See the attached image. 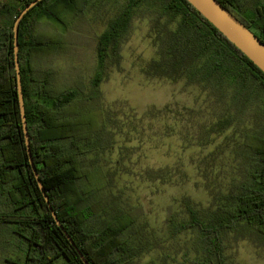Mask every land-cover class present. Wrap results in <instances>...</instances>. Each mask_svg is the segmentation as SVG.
I'll return each mask as SVG.
<instances>
[{
  "label": "trees",
  "instance_id": "obj_1",
  "mask_svg": "<svg viewBox=\"0 0 264 264\" xmlns=\"http://www.w3.org/2000/svg\"><path fill=\"white\" fill-rule=\"evenodd\" d=\"M32 1L0 0V229L8 233L0 244L18 252L17 259H6L8 264H84L54 221L27 154L13 27ZM219 1L264 41V1L251 7L246 0ZM110 2L118 12L98 37L95 89L109 67L119 65L133 19L140 14L156 33L157 56L144 68L147 76L199 86L219 108L215 125L221 130L250 117L258 121L242 133L237 170L228 188L216 192L208 207L186 199L187 217L168 218L173 237L193 235L196 256L190 262L229 264V238L248 236L264 244V72L188 0H43L24 16L19 63L26 121L32 157L50 202L91 264H133L148 251L143 240L130 235L138 213L102 215L95 208L104 174L85 162L106 126L98 94H85L78 87L60 90L52 83V70L37 65L65 46L59 36L38 33L40 21L69 28L90 4ZM145 264L159 263L151 259Z\"/></svg>",
  "mask_w": 264,
  "mask_h": 264
},
{
  "label": "rangeland",
  "instance_id": "obj_2",
  "mask_svg": "<svg viewBox=\"0 0 264 264\" xmlns=\"http://www.w3.org/2000/svg\"><path fill=\"white\" fill-rule=\"evenodd\" d=\"M261 1L246 0V7ZM117 12L112 2L90 4L69 28L43 19L36 31L59 36L65 46L37 60V65L52 70V83L60 90L78 87L99 96L106 126L85 163L104 174L95 204L102 215L105 211L139 215L130 235L143 240L148 251L133 264L151 259L159 264H193L189 261L196 256L193 235L173 237L168 218L187 217L184 200L208 207L216 192L228 188L237 170L242 133L258 121L250 117L221 130L215 125L219 108L199 86L147 76L144 68L157 56L156 33L140 14L133 19L119 65L110 66L95 89L98 37ZM7 236L0 229V243ZM226 255L229 264H264V244L248 236L231 237ZM17 258L14 247L0 244V264Z\"/></svg>",
  "mask_w": 264,
  "mask_h": 264
},
{
  "label": "water",
  "instance_id": "obj_3",
  "mask_svg": "<svg viewBox=\"0 0 264 264\" xmlns=\"http://www.w3.org/2000/svg\"><path fill=\"white\" fill-rule=\"evenodd\" d=\"M43 0H33L19 14L14 22V60L17 78V91L19 108L22 118L23 131L27 154L30 165L36 177L38 186L44 196L49 210L56 224L64 231L65 235L78 252L84 264H91L84 256L83 252L74 242L70 234L65 230L61 220L58 218L53 208L49 196L46 192L44 184L40 179L37 167L32 157L30 148V137L28 133L24 95L22 90V81L19 63V27L24 16L39 2ZM206 19L209 20L220 32H222L238 49H240L262 72H264V41L261 40L251 29L241 22L228 8H226L219 0H188Z\"/></svg>",
  "mask_w": 264,
  "mask_h": 264
}]
</instances>
